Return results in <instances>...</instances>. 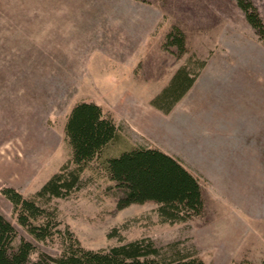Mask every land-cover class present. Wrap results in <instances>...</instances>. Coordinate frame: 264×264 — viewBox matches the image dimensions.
<instances>
[{
  "label": "rangeland",
  "instance_id": "obj_1",
  "mask_svg": "<svg viewBox=\"0 0 264 264\" xmlns=\"http://www.w3.org/2000/svg\"><path fill=\"white\" fill-rule=\"evenodd\" d=\"M246 1L264 23V0ZM173 26L185 33L181 54L164 46ZM203 60L169 111L152 103L180 66ZM83 100L102 106L125 144L178 157L202 184L203 211L168 222L153 201L119 209L97 158L79 190L49 202L54 236L30 234L2 189L32 197L71 160L65 125ZM0 209L16 242L36 245L26 264H54L42 253L74 237L92 250L147 237L163 258L263 264L264 35L238 0H0Z\"/></svg>",
  "mask_w": 264,
  "mask_h": 264
},
{
  "label": "trees",
  "instance_id": "obj_2",
  "mask_svg": "<svg viewBox=\"0 0 264 264\" xmlns=\"http://www.w3.org/2000/svg\"><path fill=\"white\" fill-rule=\"evenodd\" d=\"M238 3L251 25L263 36L264 23L255 5L246 0H238ZM171 45L177 48L178 54L186 50L185 33L178 26H173L166 33L164 46L169 48ZM205 64L206 60H203L195 69L188 64L180 66L152 103L169 111L192 87ZM65 132L72 149L71 160L34 196L25 197L12 186L2 189L14 205L18 222L36 239L54 236L52 227L58 221L54 222L51 217L56 212L47 207L49 202L53 197H67L79 190L84 185L85 170L97 158L101 159L104 171L114 182L119 209L133 203L153 201L158 204L162 220L168 222L187 220L203 211L204 196L198 176L178 157L158 147L125 144L118 124L105 114L99 103L86 100L75 103L67 117ZM68 232L72 238L69 229ZM17 236L16 227L0 209V264L32 261L36 245L25 238L16 242ZM42 255L48 256L54 264H206L194 255L163 258L147 237L100 250L86 249L74 237L60 254ZM42 263V258H39L32 264ZM229 264L251 263L240 260Z\"/></svg>",
  "mask_w": 264,
  "mask_h": 264
},
{
  "label": "crops",
  "instance_id": "obj_3",
  "mask_svg": "<svg viewBox=\"0 0 264 264\" xmlns=\"http://www.w3.org/2000/svg\"><path fill=\"white\" fill-rule=\"evenodd\" d=\"M165 151V150H164ZM167 152V151H166ZM240 261V260H239ZM232 262V261H231ZM231 262H229V263H231ZM229 263H227V264H229Z\"/></svg>",
  "mask_w": 264,
  "mask_h": 264
}]
</instances>
